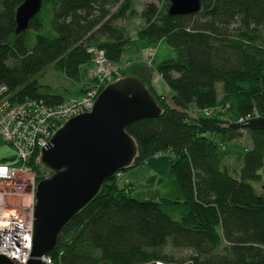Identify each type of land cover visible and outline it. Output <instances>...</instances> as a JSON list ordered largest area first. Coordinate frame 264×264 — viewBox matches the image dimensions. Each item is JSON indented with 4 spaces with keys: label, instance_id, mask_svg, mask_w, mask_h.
Returning a JSON list of instances; mask_svg holds the SVG:
<instances>
[{
    "label": "trees",
    "instance_id": "obj_1",
    "mask_svg": "<svg viewBox=\"0 0 264 264\" xmlns=\"http://www.w3.org/2000/svg\"><path fill=\"white\" fill-rule=\"evenodd\" d=\"M23 1L0 0V83L14 102L62 101L63 91L40 82L49 67L82 83L75 90L81 94L93 69L89 47L103 49L113 63L135 39L164 40L173 52L154 66L168 94L155 89L150 75L134 74L160 114L125 127L137 151L120 171L170 152L180 197L140 200L113 175L63 226L47 253L53 263L264 264V191L250 182L261 180L264 131L228 127L248 115L264 117V0H200L199 10L185 15H170L168 0L148 2L134 37L117 22L136 15L135 0H42L26 30L16 33ZM243 132L250 145L231 169L222 145ZM33 168L37 181L48 175L40 160Z\"/></svg>",
    "mask_w": 264,
    "mask_h": 264
},
{
    "label": "water",
    "instance_id": "obj_2",
    "mask_svg": "<svg viewBox=\"0 0 264 264\" xmlns=\"http://www.w3.org/2000/svg\"><path fill=\"white\" fill-rule=\"evenodd\" d=\"M168 1L170 15L190 14L200 8V0ZM41 3L24 0L17 7L16 33L26 30ZM159 114L160 108L145 85L138 77L128 75L106 85L91 111L70 118L56 130L41 150L40 165L48 175L36 186L32 247L26 264H44L40 258L55 246L63 226L93 198L104 181L131 164L137 147L125 127ZM228 127L264 131V117L253 116ZM0 264L14 263L0 256Z\"/></svg>",
    "mask_w": 264,
    "mask_h": 264
},
{
    "label": "built area",
    "instance_id": "obj_3",
    "mask_svg": "<svg viewBox=\"0 0 264 264\" xmlns=\"http://www.w3.org/2000/svg\"><path fill=\"white\" fill-rule=\"evenodd\" d=\"M88 52L93 69L85 90L58 103L48 104L42 98L14 102L7 85L0 83V137L15 150L12 158L0 161V256L14 264H26L31 253L35 193L40 181L33 165L40 160L43 145L67 120L91 111L102 89L121 78L123 66L111 62L103 49L89 47ZM153 71L151 82L156 85L162 78ZM202 113L208 116L212 110ZM121 173H115L117 179ZM40 259L54 264L48 254Z\"/></svg>",
    "mask_w": 264,
    "mask_h": 264
},
{
    "label": "rangeland",
    "instance_id": "obj_4",
    "mask_svg": "<svg viewBox=\"0 0 264 264\" xmlns=\"http://www.w3.org/2000/svg\"><path fill=\"white\" fill-rule=\"evenodd\" d=\"M153 2L158 4V6L162 5L163 0H135V8L136 15L131 19H127L125 21H118L119 25L125 26L126 33L131 37L136 35V31L142 26V18L140 15L141 10L145 3ZM134 42L129 44L126 49V53L133 51H137L140 49V45L143 47L150 46L152 44L148 39H135ZM149 41V42H148ZM154 41L153 47L155 44H158V48L156 49L157 54L153 56V62L156 64L165 59V54H167V49L172 48L164 41V40H152ZM155 54V53H154ZM134 63L136 65H144V66H134V67H126ZM125 63H120L124 69L128 70V74L135 76L137 74L140 78L150 75V79H152V73L154 72V65L151 60H146L143 64H141L140 58H135L134 60H129ZM130 64V65H131ZM90 69L88 74H90ZM136 75V76H137ZM128 76V75H125ZM124 76V77H125ZM122 78V77H121ZM87 80V76L82 80L83 82ZM160 80H157V84L154 86L156 90L160 92L158 87V83ZM40 82L44 85H47L52 90L63 91L65 94L63 95V99L76 96L75 90L82 84L77 85L75 82L68 79L59 71L55 70L53 67L46 68L40 76ZM77 86V87H76ZM85 86V85H84ZM82 86V87H84ZM167 102L170 103V98H167ZM192 116H196L197 110L192 108L189 110ZM203 114V113H202ZM250 141L249 136L246 132H243L241 136H238L236 139H233L228 144L222 145L223 150V159L224 162L231 169H237L241 162V157L244 150L249 147ZM15 153L14 148L6 143L0 137V160L1 159H9ZM175 160V156L170 152L160 153L158 155L152 156L146 160L144 164H140L138 166H133L131 168H127L122 171L121 177L118 179V184L122 186L128 184V181L125 179H131L132 190L131 194L137 199H150V200H158L160 198H178L180 197V190L176 179L170 173V164ZM258 173L261 175V180L257 184L255 181H250L252 186L260 192L264 191V164L259 169ZM129 185V184H128ZM260 188L258 189L257 188ZM261 191V192H262Z\"/></svg>",
    "mask_w": 264,
    "mask_h": 264
},
{
    "label": "crops",
    "instance_id": "obj_5",
    "mask_svg": "<svg viewBox=\"0 0 264 264\" xmlns=\"http://www.w3.org/2000/svg\"><path fill=\"white\" fill-rule=\"evenodd\" d=\"M158 41H160V40H158ZM150 42L152 43V44H149L150 46L143 47L142 45H140V49L139 50L137 49V51H133L132 53H130V52L126 53V50H125L123 55H122V57H121L120 63H125L126 61L128 62L129 60H134L135 58H140L141 61H142L141 64H143L146 60H151L153 65L155 66L156 63L153 62V56H155L157 54V52H158V51H156V49L158 48L157 47L158 44H155L156 46L153 47L154 41L151 40ZM126 49H127V47H126ZM166 52H167V54H165L166 55L165 59H167V58H169V57H171L173 55V52H172L171 49H167ZM158 63H160V62H158ZM130 64L127 65L126 67H131L132 68L134 66L140 65V64L136 65L134 63H132L131 65ZM140 66H144V65H140ZM158 87H159L161 93L168 94V92H169L168 87L166 86V84L164 83L163 80L159 81ZM125 181H128V184H129L128 186H129L130 189H132L131 179L127 178V179H125ZM124 184L122 186H124Z\"/></svg>",
    "mask_w": 264,
    "mask_h": 264
},
{
    "label": "bare ground",
    "instance_id": "obj_6",
    "mask_svg": "<svg viewBox=\"0 0 264 264\" xmlns=\"http://www.w3.org/2000/svg\"><path fill=\"white\" fill-rule=\"evenodd\" d=\"M164 264H173V263H164Z\"/></svg>",
    "mask_w": 264,
    "mask_h": 264
}]
</instances>
